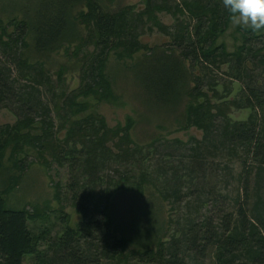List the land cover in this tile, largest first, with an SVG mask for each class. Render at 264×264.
<instances>
[{
	"label": "rangeland",
	"instance_id": "374dc122",
	"mask_svg": "<svg viewBox=\"0 0 264 264\" xmlns=\"http://www.w3.org/2000/svg\"><path fill=\"white\" fill-rule=\"evenodd\" d=\"M31 1L35 0H0V20L1 26L6 28L5 33L10 35L17 31L13 24H10L13 19L11 17L15 15V21L22 18L23 11H26V6L32 4ZM181 1H155L168 7L166 11L155 13L163 29L146 21L135 23L136 40L142 48L132 54V57L118 58L113 51L107 54L105 72L111 79L116 98L97 103L95 107L104 117L108 127L117 124L123 126L127 118L132 119L133 124L129 130L131 143H122L120 146L127 152L115 147L118 137H111L106 143L109 150L106 155L109 160L104 166L99 163L92 166L90 162L85 161L83 145L79 142L82 133H71L68 142L61 141L66 135V125L54 134L58 138L55 143L61 146L60 163L52 161L48 167H44L41 159L28 155L23 161L22 170L14 171L9 168L7 162L10 151L5 152L0 164V191L10 185L11 176H18L15 185L4 193L6 206L22 207L40 213L36 219L28 220L27 224L31 233L37 237V249L48 258L55 250L57 236L66 225L74 226L79 218L75 205L69 201L72 191L68 187L71 182L80 183L90 177V171H83L91 167L96 168L92 176L96 179L91 182L96 192L107 186L110 177L113 178L110 183L112 186L119 184L120 188L125 189L112 193L111 208L120 228L129 232H126L127 235L130 234L131 225L148 229L161 224L157 230L162 238L168 239L171 234L178 236L174 230L183 228L186 219L196 222L203 216L221 218L227 211L234 215L235 208L239 205L250 218L260 215L255 208L264 206V169H257L261 158L248 153L247 142L230 141V133L233 131L231 127L240 123L255 122L261 128L264 124V105L261 106L264 104V70L258 60L243 54L244 68L238 69L232 56L223 62V55L219 53L213 55L212 62L210 58L203 61L187 57L185 64L190 74L189 84L192 91L183 95L180 103L172 110H156L150 107L151 104L145 101L142 86L136 79V64L144 58V54L156 48L177 53L179 47L173 42L178 22L181 24V30L185 31L186 27L187 31H191L194 19L183 9ZM101 3L110 10L129 7L130 11L136 14L143 8L144 0H101ZM217 3L226 9L222 0ZM175 5L181 9L180 12H175ZM86 10L84 4L75 9V13ZM77 25L83 38V35L87 34L85 25L80 21ZM236 27L243 28L233 25L228 18L223 32L215 40L216 44H223L226 52L233 51L241 41ZM25 38L27 45L22 52H27V63L36 65L34 62L41 61L44 70L53 80V91L50 90L49 84L44 82L46 90L42 92L40 105L47 104L50 108L47 117H50L53 124L51 130H55L64 121L55 113L54 102L61 98V92L68 93L85 80H90L86 77L81 81V76H84L88 68L83 71L82 66L85 63L86 66L90 65L96 58L98 49L86 37L84 44L83 39L76 40L69 45L65 43L52 53L33 55L31 35L27 34ZM262 38L263 35L253 37L247 46L253 49L259 47ZM3 39L6 40V36H3ZM14 48L12 52H3L0 49V68L5 76H9L10 82L14 81L13 84L10 83L9 93L0 97L2 129H6V124L12 125L23 116V88L25 85H32L28 81L33 77L29 76L30 73L33 74L32 67L28 69L18 65L17 55L14 57L15 51H18L17 44ZM59 69L63 71V81L57 82L56 73ZM154 75L152 74V78ZM154 81L157 79L154 78ZM249 86L255 88L256 98L252 99L251 96L249 99L252 103L246 105ZM25 92L38 96L37 91L34 92L31 88ZM195 93H199L198 96L194 97ZM17 94L20 95L15 97ZM195 99L203 101L202 106L208 107L212 115L209 125L203 129L185 123V105L189 101L194 103ZM39 109L42 107L39 106ZM34 119L39 121L40 113H37ZM245 176L247 185L243 188ZM142 177L147 181L143 183V191L137 193L132 190L135 187L134 182L140 181ZM55 192L59 193L60 201L55 199ZM99 194L96 193L95 196ZM256 200L257 204H254ZM182 247L183 243L178 242L175 264H213V248L207 250L204 260H200L187 250L181 253ZM38 262L40 260L32 254H26L23 259V264ZM130 262L163 264L157 259L137 257ZM100 264L117 263L103 258Z\"/></svg>",
	"mask_w": 264,
	"mask_h": 264
},
{
	"label": "trees",
	"instance_id": "16d2710c",
	"mask_svg": "<svg viewBox=\"0 0 264 264\" xmlns=\"http://www.w3.org/2000/svg\"><path fill=\"white\" fill-rule=\"evenodd\" d=\"M155 1L144 0L143 8L134 14L129 7L124 6L110 10L101 3V0H35L26 6L23 17L18 21H15V15L11 17L13 19L10 24H13L17 31L10 35L5 33L6 28L4 25L1 26L0 20L1 51L12 52L17 44L18 51H15L14 57L17 55L18 65L28 69L32 67L33 70V74H29L33 77L28 79L32 85H25L23 88L24 106L21 108L24 111L23 116L12 125L6 124V129L0 127V164L7 150L10 151L7 155L9 168L14 171L22 170L23 161L28 155L41 159L44 167H48L52 161L60 163L61 146L55 143L58 138L54 134L60 131L63 125H66L64 127L66 135L62 142H68L71 133H82L79 142L83 145L85 161L90 162L92 166H95L94 163L104 166L109 160L106 155L108 150L106 143L111 137H118L115 147L120 151H123L120 146L131 143L129 130L133 124L132 119L127 118L123 126L117 124L108 127L95 105L116 98L111 79L104 67L109 51H113L118 58H130L142 48L136 40V22H150L163 29L155 13L166 11L168 7ZM217 2L218 0H182L181 5L194 19V24L191 31H187L186 27L183 31L180 22L177 23L173 42L179 47L177 53L156 48L144 54V58L137 62L136 79L141 84L142 95L145 101L151 104L150 107L156 110L163 108L172 110L180 103L183 95L192 91L189 84L190 74L185 64L187 57L203 61L210 58L212 62L213 55L219 53L223 55L222 62L232 56L234 65L238 69H243L242 55L247 54L249 58L257 59L264 70V29L255 33L250 28L236 27L241 41L231 52H226L222 43H215L230 16L228 10L219 6ZM84 4L87 10L75 13V9ZM174 9L175 12L181 11L176 5ZM79 21L85 25L87 31L83 38L77 25ZM27 34L31 35L33 55L52 53L65 43L69 45L76 40L83 39L84 44L86 37L98 49L96 52L98 54L90 65L86 66L85 63L82 66L83 71L88 68L84 76H81V81L83 82L86 77L90 80H85L68 93L61 92V98L54 102L55 113L64 121L55 130H51L53 124L50 117H47L50 108L47 104L40 105L42 92L46 90L44 82L46 81L52 90L53 80L44 70L41 61L34 62L36 65L27 63V52H22L27 45L25 38ZM2 35L6 36V40ZM257 35H263L260 46L254 49L247 46V43L250 45L252 38ZM152 74H155L153 78ZM154 78L157 81H154ZM56 80L63 81L61 69L56 73ZM13 82L9 81V76H5L0 68V97H5V94L9 93ZM29 88L37 91L38 96L32 92H25ZM247 90L249 94L245 104L249 105L252 103L249 98L251 96L252 99L256 98V93L252 86L247 87ZM195 94L194 97L199 93ZM202 105L203 101L196 99L194 103L190 101L186 103L184 110L186 125H194L199 129L209 125L212 115L208 107ZM39 106L42 109H39ZM37 113H40L39 121L34 119ZM231 129L233 131L230 133V141L247 142L248 153L261 158L257 165L258 171L263 170L264 124L260 128L255 122L240 123ZM95 170V167H91L83 171H90V177L80 183L71 182L68 187L72 191L69 201L75 205L79 218L74 226L66 225L57 236L55 250L49 258L37 249V237L31 233L27 224L28 220L36 219L40 213L22 207L6 206L4 193L12 188L18 179L16 175L9 176L10 185L3 188L4 192L0 191V264H23L26 254H32L40 260L37 264H100L103 258L111 259L117 264H130L136 257L157 259L163 264H175L178 242L183 243L181 253L187 250L200 260H204L207 250L213 248V264H264V206H256L255 209L260 215L253 218H250L239 205L235 208L234 215L227 211L221 218L203 216L196 222H193V219H186L183 228L174 230L178 236L171 234L168 239L162 238L157 230L161 224L148 229L131 225L130 234L127 235L126 232H129L120 228L111 208V197L114 192L125 189L120 188L119 184L112 186L110 183L113 178L110 177V180H107L109 185L96 192L91 183L96 179L92 178ZM146 181L143 177L140 181H135L132 190L141 193L143 183ZM243 183L245 188L247 176ZM96 193L100 194L95 196ZM258 197L259 195L256 198ZM55 199L58 201L61 199L58 192H55ZM257 201L254 204H257Z\"/></svg>",
	"mask_w": 264,
	"mask_h": 264
},
{
	"label": "clouds",
	"instance_id": "9594fccd",
	"mask_svg": "<svg viewBox=\"0 0 264 264\" xmlns=\"http://www.w3.org/2000/svg\"><path fill=\"white\" fill-rule=\"evenodd\" d=\"M233 25L259 33L264 29V0H222Z\"/></svg>",
	"mask_w": 264,
	"mask_h": 264
}]
</instances>
